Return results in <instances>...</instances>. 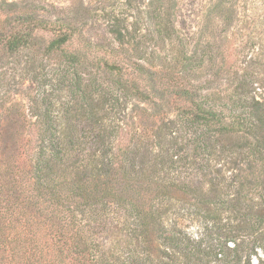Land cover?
Returning <instances> with one entry per match:
<instances>
[{"label":"trees","instance_id":"1","mask_svg":"<svg viewBox=\"0 0 264 264\" xmlns=\"http://www.w3.org/2000/svg\"><path fill=\"white\" fill-rule=\"evenodd\" d=\"M115 2L0 0V264H264V67L255 37L233 48L238 0L189 30L181 0Z\"/></svg>","mask_w":264,"mask_h":264},{"label":"rangeland","instance_id":"2","mask_svg":"<svg viewBox=\"0 0 264 264\" xmlns=\"http://www.w3.org/2000/svg\"><path fill=\"white\" fill-rule=\"evenodd\" d=\"M46 6H53L54 9L60 11L78 0H37ZM87 6L94 10L97 15L104 14L117 7L115 11L121 10L122 2H115L113 0H81ZM207 0H181V9L177 18V25L179 28L189 30L191 25L196 22L200 14L201 7L205 5ZM238 22L236 29L241 35L231 38L234 41V46L243 44L246 38L255 37L257 46L261 45L258 52H254L256 62L264 67V0H238ZM85 30V36L89 39H97V41L104 44L100 39L104 36L102 34L104 24L102 21L88 22ZM241 28V29H240ZM236 34V33H235ZM256 46V48H257ZM250 55L251 52H248ZM238 61L242 59L240 55L237 57Z\"/></svg>","mask_w":264,"mask_h":264}]
</instances>
